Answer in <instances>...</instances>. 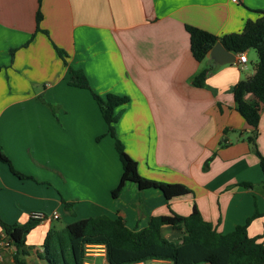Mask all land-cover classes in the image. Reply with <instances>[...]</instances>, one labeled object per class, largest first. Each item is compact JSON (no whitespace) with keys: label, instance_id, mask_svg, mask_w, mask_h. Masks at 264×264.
Returning <instances> with one entry per match:
<instances>
[{"label":"crops","instance_id":"0c3cea01","mask_svg":"<svg viewBox=\"0 0 264 264\" xmlns=\"http://www.w3.org/2000/svg\"><path fill=\"white\" fill-rule=\"evenodd\" d=\"M37 8V0H0V149L23 175L0 159V219L24 223L35 211L47 216L26 234L31 247L20 258L45 264L47 230L79 218L120 216L140 229L150 216L186 215L193 204L222 233L257 212L247 234L264 243V177L246 140L254 128L230 91L253 73L249 51L243 64L236 53L232 63L218 64L209 53L197 61L187 30L239 32L260 16L264 0H41L39 27L47 34L36 31ZM69 67L83 71L90 89L67 83ZM206 67V86H194V74ZM92 91L128 98L115 108L114 127L138 173L182 183L191 193L166 200L159 189L126 181L112 197L121 163ZM256 130L264 155V104ZM161 233L174 241L182 234L170 225ZM14 253L12 245L1 248L0 264H15ZM98 257L108 264L105 250L88 258Z\"/></svg>","mask_w":264,"mask_h":264},{"label":"trees","instance_id":"16d2710c","mask_svg":"<svg viewBox=\"0 0 264 264\" xmlns=\"http://www.w3.org/2000/svg\"><path fill=\"white\" fill-rule=\"evenodd\" d=\"M37 1L36 31L47 34L39 27L41 0ZM258 12L260 16L255 20H246L239 32L217 36L194 26H187V30L190 50L197 61L204 59L217 41L228 51L236 54L248 49H254L257 53L258 60L253 73L237 81L230 87V91L235 101V109L254 128L246 140L258 157V164L264 177V155L258 151L255 141L260 108L261 104H264V9ZM53 46L57 54L65 60L66 52L54 44ZM210 69L206 67L195 73L192 84L197 87L206 86L205 78ZM68 71L69 85L90 89L81 69L69 67ZM248 93L252 94L254 99L247 100L245 95ZM92 95L106 123V132L114 139V148L121 163L120 179L116 187L111 190L112 197L120 194L126 181L134 182L139 189H159L166 200L191 193V189L182 183L153 180L138 173L136 160L125 151L122 142L116 136L114 127L118 118L115 108L128 101L126 96L113 93L100 96L93 91ZM37 100L44 102L52 109V105L41 96H37ZM0 159L10 166L9 160L1 149ZM210 160L211 158L205 160L203 169L208 167ZM10 168L17 175L23 176L14 171L11 166ZM64 206L72 212L71 203L65 202ZM255 215L257 212L252 217ZM252 217L247 218L243 224L236 225L230 232L222 233L202 217L194 204L186 215L171 212L166 215L150 216L147 225L140 229L129 228L120 216L109 217L105 214L89 216L67 223L59 230L48 229L41 244L42 258L45 259V264H82L85 257V244L93 243L104 245L108 264H129L150 259L168 260L171 264H264V243L247 234V224ZM39 221L31 216L24 223H6L0 219L2 232L7 236L10 245L15 248L13 254L15 264H26L20 258L28 254V249L31 247L25 244V237ZM163 225H170L181 230L182 234L178 241L170 240L162 235ZM183 248H193L200 252L201 256L195 260L181 257L180 251ZM197 248L206 253L203 254ZM116 252L122 256L116 257Z\"/></svg>","mask_w":264,"mask_h":264},{"label":"built area","instance_id":"2783aa9c","mask_svg":"<svg viewBox=\"0 0 264 264\" xmlns=\"http://www.w3.org/2000/svg\"><path fill=\"white\" fill-rule=\"evenodd\" d=\"M235 1V0H233ZM247 61V57L245 55V52H240L236 54V62H238L239 64H243ZM30 216L32 218L38 219V220H42L45 219L47 216L39 211H35V212H31ZM51 218H57V213L56 212H52L50 214ZM10 242L7 238V236L1 232L0 233V249L1 248H8L10 247ZM104 245L103 244H85L84 246V256L86 258L83 259L82 264H95L93 261H91L88 257L95 254L96 252H102L104 251ZM0 260H1V254H0ZM129 264H171L170 261L168 260H163V259H150V260H146V261H138V262H133V263H129Z\"/></svg>","mask_w":264,"mask_h":264},{"label":"rangeland","instance_id":"374dc122","mask_svg":"<svg viewBox=\"0 0 264 264\" xmlns=\"http://www.w3.org/2000/svg\"><path fill=\"white\" fill-rule=\"evenodd\" d=\"M249 51V62H248V67L250 68V70H252L255 67V64L257 63V53L255 52L254 49H248ZM54 223H59L58 221L54 220ZM116 257H121L122 255L118 252L115 253ZM180 256L181 257H186L192 260L198 259L201 256V253L192 249H187V248H183L180 251ZM91 261H93L95 264H102L101 258H96L95 260L90 259Z\"/></svg>","mask_w":264,"mask_h":264},{"label":"water","instance_id":"95a60500","mask_svg":"<svg viewBox=\"0 0 264 264\" xmlns=\"http://www.w3.org/2000/svg\"><path fill=\"white\" fill-rule=\"evenodd\" d=\"M209 56L218 64L232 63L235 61V54L228 51L219 41L211 47Z\"/></svg>","mask_w":264,"mask_h":264}]
</instances>
